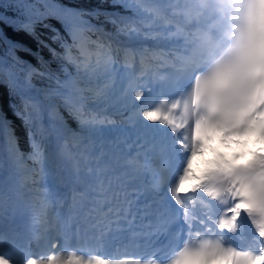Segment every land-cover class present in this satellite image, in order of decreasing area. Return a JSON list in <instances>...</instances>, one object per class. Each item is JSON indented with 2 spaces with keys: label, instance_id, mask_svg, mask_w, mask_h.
Instances as JSON below:
<instances>
[{
  "label": "snow or ice",
  "instance_id": "6c2138e0",
  "mask_svg": "<svg viewBox=\"0 0 264 264\" xmlns=\"http://www.w3.org/2000/svg\"><path fill=\"white\" fill-rule=\"evenodd\" d=\"M0 8L12 12L0 11V86L19 98L14 114L23 121L31 149L21 151L7 117L0 116V165L6 157L27 180L30 160L40 180L47 177L51 185L39 192L44 227L33 236L40 251H33L2 225L9 189L0 180V264H129L54 254L58 245L81 243L91 251L117 235L134 245L171 237L175 247L152 253L149 264H264V152L246 164L220 154L195 176L196 183L185 186L193 159L212 133L225 140L253 134L264 140V0H101L90 9L64 0H9ZM52 19L66 39L48 23ZM6 28L32 36L62 62L64 79L49 76L56 79L55 89H35L33 78L45 72L17 52L43 57L11 40ZM38 29L54 32L62 53L44 43ZM133 64L139 75L131 71ZM38 91L47 103L37 100ZM154 94L158 105L151 102ZM113 97L134 124L136 155L113 143L90 154L87 171L74 162L83 190L72 196L66 214H50L66 179L58 161L74 157L66 145L47 142L45 125L51 120L58 138L87 148L112 131L104 125L115 124L93 111L91 101ZM138 186L154 201L144 209L158 222L154 231L133 227L128 189ZM194 202L200 206L195 215ZM197 229L199 243L193 244Z\"/></svg>",
  "mask_w": 264,
  "mask_h": 264
},
{
  "label": "trees",
  "instance_id": "16d2710c",
  "mask_svg": "<svg viewBox=\"0 0 264 264\" xmlns=\"http://www.w3.org/2000/svg\"><path fill=\"white\" fill-rule=\"evenodd\" d=\"M9 0H0V3H8ZM64 2L71 3L74 5H78L85 9H90L97 7L101 4V0H64ZM0 11H8L9 15H12V12L10 10H6L3 8H0ZM95 22V21H94ZM49 24H51L54 28L60 29L61 36L65 39L66 34L64 33L60 23L54 19L48 21ZM105 30L108 33L113 32L112 25L107 24L105 25ZM7 36L16 42H19L26 46L27 48H30L33 53L39 51V55L43 57V61H40L37 56L35 55H29L25 51H18L17 55L20 56L23 60L30 63L32 66L36 67L42 72H45V75L40 76L37 75L33 78V83L36 87L39 89H48L52 88L55 89L57 87V82L55 78L50 79L49 76L53 75L55 77H58L60 80H63V75L61 73V61L54 57L53 54L49 51L48 48L41 47L36 41L35 38L32 36L27 35L24 32H16L13 31L12 28H6L5 29ZM38 34L40 36V39L44 41V43L48 44L52 49H55L56 52L62 53V49L60 48V40L59 39H53L52 37L55 35L54 32H51L46 29H38ZM93 39H96V36L93 35ZM3 46L0 45V53H2ZM68 71L73 72L74 69L69 67ZM91 104L95 105H102L106 104V102H97V101H91ZM19 105V98L16 97L13 94H10L8 89L0 86V116L7 117L8 123L12 126L14 129L18 141L19 146L22 152L28 153L31 151L29 146V140L27 136V130L23 124V121L14 114V106ZM70 127L75 128L76 124L75 122H72L70 124ZM26 168L30 171V168H34L36 164H34L32 161L28 160L25 162ZM28 171V172H29ZM28 184L34 188L35 183L34 182H28Z\"/></svg>",
  "mask_w": 264,
  "mask_h": 264
},
{
  "label": "bare ground",
  "instance_id": "6f19581e",
  "mask_svg": "<svg viewBox=\"0 0 264 264\" xmlns=\"http://www.w3.org/2000/svg\"><path fill=\"white\" fill-rule=\"evenodd\" d=\"M124 115L125 116L122 118L123 124L116 122L114 125H112V131L110 133L113 134L114 136H121V140L119 141L121 148L130 152L131 155L134 156L137 153L136 151L138 150L137 145L135 143L137 141V135H136L134 124L127 119L128 114L125 112ZM72 143H75V146H71ZM65 144L66 146L67 144L70 145L72 156L76 158V160L79 163H82L85 165L89 163V166H91V160L89 158L90 154L91 155L97 154L100 150L101 145H103L105 149H107L106 142L102 140H98L97 142H95L94 145H91L87 148L85 147V144L78 146L76 142L70 141V140H66ZM125 146H127V148H125ZM108 147H111V146H108ZM68 163L71 164V161L69 160ZM84 171H87V168H85ZM116 175H119V172H117ZM45 185L47 188L49 189L51 188L49 181L46 182ZM58 191H59V196L56 200H61V201L66 202L67 197L65 200L64 198L66 195H63L60 187ZM69 191H70V195L73 194L74 188H71Z\"/></svg>",
  "mask_w": 264,
  "mask_h": 264
},
{
  "label": "rangeland",
  "instance_id": "374dc122",
  "mask_svg": "<svg viewBox=\"0 0 264 264\" xmlns=\"http://www.w3.org/2000/svg\"><path fill=\"white\" fill-rule=\"evenodd\" d=\"M111 104L113 105V113H110L108 111L105 112H101L100 115L101 116H107L109 119H111L112 121L119 122L122 123V118L125 116V112H123V110L120 108V104L119 101L117 100L116 97H113L111 100ZM104 127L106 129H111L112 127L111 125H104ZM98 140H102L106 142V145L111 146L113 143H119V140H121V136H114L113 134L109 133L107 135H102L101 137L97 138L94 140L93 144H95V142H97ZM48 142V141H47ZM87 143V142H86ZM78 146L82 145V144H77ZM67 146L70 148V145L67 144ZM71 146H75V143H72ZM109 148V147H107ZM48 181V178L45 177L43 181L40 180V183L45 184V182ZM64 193H68L66 189L63 190Z\"/></svg>",
  "mask_w": 264,
  "mask_h": 264
}]
</instances>
